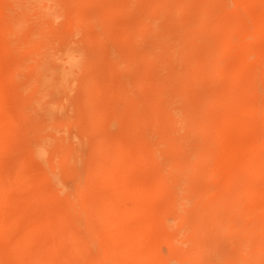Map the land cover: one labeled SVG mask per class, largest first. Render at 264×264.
<instances>
[{"label": "rangeland", "instance_id": "1", "mask_svg": "<svg viewBox=\"0 0 264 264\" xmlns=\"http://www.w3.org/2000/svg\"><path fill=\"white\" fill-rule=\"evenodd\" d=\"M53 1L57 2V0H53ZM82 1H78L75 4L76 9H74L75 11H77V8H78L79 11L81 10L82 12H84V16L81 19L80 18L76 19L73 16V14H71L69 12V11H72V9H70V7H68L67 4H64V5H62V4L56 5L55 4L57 7V8H55V10L58 11V10L62 9L61 10L62 14L61 15L57 14V16H56L57 18H55V15H54L55 13L52 15V16H54L52 18V20L55 18L53 20V23H52V30H54V33L56 35H58L60 37H65L67 39V41L69 40L70 43L73 42L72 43L73 45L78 44V47H80L82 49H84V47L86 48V46L88 44H91V45L94 44V46L97 45L96 47H99V46L101 48L103 47V49H101V51L99 52L100 56L98 54L99 60L95 59V57L93 60L92 59L93 57L89 56V58L92 59L91 63H93V65L88 63L89 66L87 65V67L85 68L86 70L85 71L83 70V72L81 73V76L83 78L82 80L84 81V83L81 86H79L80 85L79 84L78 89L76 91V94L80 93V91H81L80 89H82V87H83V93H84L83 94V104H86V103L89 105L92 104V108H90L91 110L90 109L87 110V117H86L87 118L86 119V126H87L86 130L87 131H86L85 135H87L86 137L88 140V144H89V138L91 137L90 140H92V138L95 137V138H93L94 140H92V142H90V144L92 143L91 144L92 148H91V145H89V148H91V149L88 148L89 151L87 152V155H91L92 158L90 156L86 157V165H88V166L90 165L87 168L88 170L86 169V172H88V174H89L88 175L86 173V175H85L87 177V179L85 178L87 182L84 181L85 180L84 179V180H82V182H80V184H79L80 187L77 186V188H75L76 191L82 197V199L78 200L77 198L75 199V197H73V195L70 196L71 199L72 198L75 199L74 202H75L76 210L78 212L84 213L83 210L81 211V209H83L82 207H84V203H85V205H89V206H92V204L93 205L97 204L99 202V200L101 199V197L100 198L98 197V195L100 196L101 192H99V190H97V189L103 188L102 191L105 190L107 192L111 190V187H110L111 185H109L108 181H111V183H113V181L111 179H114V176H117V173L116 174L114 173L113 177L110 176L112 178H109L108 177L109 175L106 176L107 178L103 177L101 175H99L97 177L94 175L97 174V172H96L97 166L103 165L102 164L103 163L102 161L104 160L103 156L105 155L104 153H106V151H104L106 149L102 150V148H104L103 144L107 141L105 143L106 144L105 148H106L108 143H111L114 141L113 139H116L114 137V134H115V136H117V139H119V138H121L120 136H122L123 135L122 133H124V132H123V129H121L122 124L120 125L117 122L120 125L119 126L116 122L113 123L112 120H109L110 117H108V115H107L108 113H104L106 111L105 110L106 106H104L105 104H104V101H102V100H104V98H105V99H107V101H110L111 97H113V98H111L113 101L114 100L117 101V99H118L117 107L122 111L123 110L122 108H124V105H125V102L123 105V101H125L126 97L128 98L131 96V92H132L131 89L133 88L132 85L130 83L129 84L126 83L124 81V79L130 73H131V75L132 74L136 75L138 72L131 65H129V64L127 65V62L124 58H120V57H118V61L116 63V68L114 69V71L116 70L115 71L116 73L112 70V72L114 73L113 74L109 69H107V68L105 69V67H107L108 63L110 62L109 60H111V54L109 55L108 50H111L113 52H116L117 50L118 51L121 50L120 54L121 55L125 54L124 56H127L130 49L133 48L132 46H130V49H129V45H134V47H142L144 44L146 46L147 42H149V41L152 42V44H153V42L157 41L158 47H156V48L158 49L160 47L159 49L162 50L161 48H163L162 45L164 44V42H162L163 41L162 38L164 36H166L167 34H170V33L173 34L174 31H175L174 34L173 35L170 34V37H169L170 40H172V41H170V40L169 41L170 42L175 41L174 43H180V45L185 48L184 55L183 56L181 55L180 57L173 59V61H171V62H170V60L169 61L165 60L164 61L165 63H160V66L158 68V70H160V71H158L157 73L163 72L162 75H164L165 77L167 76L169 81L175 85V84H178V82L180 81V79L182 77L181 69L183 67H185V65H186L185 61L187 59H191L192 57L193 58L196 57V59H197L198 57H200L197 60L198 61L201 60L203 62L205 61V63L209 67L208 69H210V70H206L203 74L201 71L202 69H200V77L197 74L198 82H196L195 86L194 85L193 86L191 85L190 87L187 86V88L185 89L186 90L185 96L184 95H182V96L180 95L178 97L173 96L169 99H166V98L162 99V97L160 96L156 99V101L157 100L158 101L157 102L155 101L157 103L155 105H159V106L161 105L160 107H161L162 111H164V112L162 113L163 114L162 116H159L161 120L160 119H154L153 120L154 128L156 129L158 127V125L161 126V121L164 117L170 119V121L172 120L171 122L169 121L168 124H170V123L173 124V125L170 124L172 130H174L173 136L174 137L176 136L175 138H173V141L175 143H177L178 145L180 144L178 148H180V146L182 148L178 149L177 152L173 154L177 157L172 155V160L174 159L173 162H171V163L166 162L165 163V161L162 162V161H158V159H153L151 164H153L155 167L157 166V167H161L162 169L164 168L163 169L164 172L163 171L162 172L165 175L164 181L167 184L170 182V179L174 178L173 175L177 176L175 178H177V180L180 179V182L178 183L179 185H177L176 187H177V189L181 188L182 191H181V189H180V191L182 193L179 190H177L176 188L171 190L174 192V194H176V198L174 199V201L176 203L174 202L172 204L173 208H171L172 205L169 206L170 207L169 209H170V211H172L173 215L171 212L168 211L169 213L166 212L167 213V216H166L165 215L166 208H163V205H162V202L164 203V198L166 197L165 194L162 193L161 190H158L157 192H152V189L149 186H143L142 187V191L140 192V196L138 197L137 201L140 203V208H141L142 212L148 213L150 216L152 215V217L154 216L155 219L152 221L153 224L151 223V226H148V225L142 226V232L140 233V237H138L140 239L137 238V240H138L137 244H136V239L132 237L131 231H132V229L138 227V225H141L139 218L137 219L135 214H134V216L130 217V219L128 220L129 222L127 223V228H128V230H127V229L121 228L125 217L120 216V215H115V216H112L111 218H106L104 220L105 224L107 226V229L112 234V237H113L112 240H114L113 244H112V242L109 241V238L107 239L108 241H105L104 238H101V239L99 238L100 242L95 241L93 243H89V244L87 243V245L85 244L86 246H84V247L83 246L81 247V245H78L77 248L79 249L80 252L72 249L71 251L73 254L70 257L63 256V253H61V255L59 254L62 251V249L68 248L70 244H71V248H72V244H73L72 242H70L69 239H68V242H66L67 238H66V240H65V238L63 240V238L58 236V232L62 228L61 225H59V224L64 223L65 224V225L63 224L64 226H67L68 224H69L68 226H71V224H72V221H71L72 215L64 213L63 212L64 209L61 210L62 208L65 207V204H63V203H65L66 198H68L69 196L67 194L66 195L63 194L61 192L62 190L60 189V187L58 185L55 186L54 182H52V184H51L52 180L50 179L49 176H47V172L45 169L46 164H44V166H41V164H39L35 158L33 159L32 157L29 156L30 153L27 154L28 151H27V153H25L27 150L26 149L27 143L32 139L33 136L35 137V135H34L35 133L38 135L39 132L41 131V130L33 131V129H32L33 127L31 128V126L33 124H34L33 126H35V123L37 122V120L41 121L42 119H44V118H42V115H41L42 113H39V108L36 106V104L27 107L26 108L27 111H26V109L23 110L24 114L21 112L20 107H19V105H20L19 97L22 98V96L24 94L25 95H31V93L34 91V88H33L34 85L31 87V90H30L29 86H26V84H24L23 82L27 79L26 77L28 76V73L29 72L31 73V71H30L31 67H29V65L31 63H34L33 60L35 61L36 58L32 54H27V53H22V52L16 51V47L18 48V46L20 45L22 40H21V38H17V37L9 35L10 34L9 33L10 26L12 23V21H10L11 20V16H10L11 10L16 12L17 14H19V13L21 14V12H25V10L29 11L31 8H33L34 4H29V3L26 4L25 1H22V3L24 5L22 8H20L18 0H7V1L6 0H0V264H39L41 261V258H42V261H45L44 262L45 264L46 263L51 264L52 262H54L55 264H76L77 262H81L82 260H85L84 258L86 256V254H88L91 258H102L103 260L108 261V262L114 261V260L116 261L120 256L123 260V264H161L160 261H162V258H164V255L167 253V249L171 245V243L168 242L170 237L172 239V237L175 236L177 232L183 233L188 229L189 226H188V224H186V223H188V221L185 222L186 221L185 219L188 216L193 215V214H191V213H193V212H191V210H192L191 208H193V205L194 204L204 205L209 199H211L215 195V193H217V192H215L216 190H219V191L221 189L224 190V188H223L224 185H222V183H224L223 182L224 177L228 176V173L230 172V170L232 168L234 170H236V173L238 172L237 174L239 176L238 178L234 179L233 186H239V187L245 188L246 185L243 183V181H244V179L248 180L250 182L251 186L252 187L254 186V188H251L252 191L250 190L251 196L248 197V195L247 196L246 195H240V196H242V199L240 198V196L238 198V202H239L238 204L240 205L239 206L240 208L237 207L234 210L235 212L233 211V214H229L227 212L229 210H228V207H226V206H223V208L222 207H220V208L216 207L218 209H216L214 207H212V208H214V210H216L215 212H217L218 214L223 215V212H225V214L231 215L232 220L235 222V228H234L235 230H231L230 232H228L229 230H227V229L223 230L220 234L221 239L218 237L220 239V241L223 240L222 241L223 247L221 246V248H220L221 252L218 254H221V253L232 254V252H233V254H236L237 245H239V243L241 242V239L246 234V232L244 233L245 229L243 231L241 230L242 231L241 232V231H238L237 228H239V226L243 225V223H245V222H251L252 221L250 224L253 225L256 222V220L264 221V209H262V206L264 207V205L262 204V203H264V199L261 196L255 195V193H254V190L258 191L257 190L258 185L260 187L262 185V183L264 184V174H263L264 172H260L258 169L259 166L263 163L262 161H264V158H263L264 157V115H263L264 114V14H263L264 13V0H244V1L241 0V2H240V0H199V1L196 0L194 3L198 2V4H197L198 7H196L197 6L196 4H193V5L190 4V7L191 8L193 7V9H195L196 11H197V9H199V6L206 7V8H212V9L214 8L216 11V13L213 12L212 17H204V19L200 17V21L198 23H199V25H202V27H201V29H198V30H200V37H201V39L203 38V41L199 45H197L198 46L197 48L195 46H193L191 41H190V39H191L190 36H192V31L195 29L193 27V23H191V22H193V17H191L192 21L190 22L191 14H189V13H191L192 10H190L191 8L190 9L188 8L187 11H184V9H187V8H183V7H185V4L183 2H181L180 0H172V1L170 0L171 3L168 4L167 6H165V7H167V8H164L165 10L162 7V5H163L162 0H135L136 3L134 0H127V2H125L126 0H119V1L114 0L113 2L116 1V3H118V4L121 1L120 6L122 4V7H124V6H127V7H124L123 10L122 9L120 10V6L118 8L115 7L113 9V14L115 13L114 15H112L111 12H108V11L104 12L105 15H104V13H102V15H100L102 18H105L104 16H107V18H105L106 20L107 19L109 20V18H110L111 21H113V22H111L113 25L111 24L108 27L109 29L108 28L107 29H108L109 33L113 32L116 34H114L115 37L112 38L113 40L112 39L110 40L108 38L107 41L103 37L105 34L103 35L101 33L102 30L100 28H98L97 26H93L91 23V20L97 15L96 14L97 13L96 8H98L99 5H102L103 3L107 2L108 0H93L94 3H91L93 1L90 2L89 0H87L88 3L85 0H82ZM128 2H129V4H128ZM200 2L202 4H205V2H206V4H205L206 6L202 5ZM16 3H18V4H16ZM240 3H241V5H240ZM155 4H156V7L158 8V9L156 8L157 10H155L156 13L154 14V16L156 15L155 21L156 22L159 21L158 24H161L163 26V30L165 32L163 31L162 32L163 34L161 33L160 36L158 35L159 37L156 34L153 35L152 33H149V32L146 33V31H150V30L141 31L140 33L131 32L132 26L130 25V22L133 19L132 17H135L136 15H139V14H143L146 11V9H148L147 7L155 8ZM132 5H134L135 9L132 8ZM160 6H161V8H160ZM171 6H173V7L171 8ZM130 7H131V9H130ZM201 7H200V9H201ZM71 8H74V7L71 6ZM220 8H221V10H220ZM116 9H117V12H116ZM128 9H130V10H128ZM216 9L219 10V13H217L218 10H216ZM124 10H126V11H124ZM158 12H160V13H158ZM110 14H111V16H110ZM188 14H189V16H188ZM90 17H93V18L90 19ZM216 17H219V18L222 17L223 18V19H221L222 24L219 23L216 26H214ZM243 17H244L245 21L242 20ZM206 18H208V20H205ZM219 18H216V19H219ZM201 19H203V20H201ZM176 21H177V23H176ZM201 23L209 24V25H203ZM230 23H232V24L230 25ZM175 24L176 25L178 24V26L180 28L178 26H176ZM190 25H192L193 28L190 27ZM227 25L228 26L230 25L229 26L230 27L229 32L230 33L234 32L232 35L231 34H223L222 35L221 32L224 33V29L226 27H228ZM243 25H245L246 27ZM1 26H3V27H1ZM231 26H232V28H231ZM234 26H236V27L234 28ZM211 27H213V28H211ZM256 27L258 29L260 27L259 33H258V35H260V36H258V35H257L258 37L256 36L258 39L253 37L254 35L251 36L252 34L255 33L256 30H254V29H256ZM88 28L90 30L92 28V31L88 30ZM205 28H207V29H205ZM246 28L249 31V34H245V33H247L245 31ZM179 29L180 30L182 29V30L179 31ZM230 29H232V30L230 31ZM86 30H87V32L88 31L89 32L87 33ZM188 30H190L191 32L190 31L188 32ZM119 31H120V33H119ZM243 31H245V33ZM84 33H85V36L83 35ZM86 33H87L88 37L86 36ZM189 33H191V34H189ZM97 34H99V35H97ZM234 34H235V36H234ZM126 35L127 36L129 35V39H128V37H126ZM202 35H203V37H202ZM242 35H246V36H242ZM89 36H91V37H89ZM11 38H13V39H11ZM225 38H226V41H225ZM244 38H248V39H244ZM117 39H120L119 42H117ZM217 39H219V40L223 39V44L225 43V45H224L222 50H226V51H222V50L219 51L218 50V49H220L219 45H216V47H213L212 48L213 50L210 49V50L206 51L207 48L206 49L204 48L205 47L204 43L208 44L210 42L216 41ZM228 39L230 41L229 44H227ZM239 39H241V40H239ZM17 40H19L18 43H17ZM86 41H88V43ZM101 41H103V43ZM85 43H87V45ZM130 43H132V44H130ZM104 44H106V45L108 44L107 45L108 48L106 46H104ZM121 44H123V45H121ZM185 44H187V45L184 46ZM226 44H227V47H225ZM109 45H111L113 47H111ZM201 45H202V47H201ZM236 45L238 47H236ZM13 47H15V49H13V50H15V52L11 51ZM117 47H118V49H117ZM234 47H236V48H234ZM244 47H248L249 49L244 48ZM243 48H244V51L246 49H248V50L243 52L242 51ZM159 49H158V51H160ZM104 51H105V53H104ZM215 51L218 53L213 54V52H215ZM247 51H248V53H247ZM16 52H17V54H15ZM210 52H212V53H210ZM219 52H220V54H219ZM221 52H223V53H221ZM239 52H241L243 55L240 54ZM103 53L106 54L107 58L108 57L109 58L107 59L106 56L103 55ZM222 54H223V56H225L224 57V64H223L224 66H221L223 63V61H222L223 59H221V57H223ZM27 55H29V57ZM16 58L19 59V61L21 62V65H22L21 66V72H18L19 74L14 72V70H12V69H14L13 66H15V64H16V62H15V61H17ZM105 59H107V60H105ZM13 60H14V62H13ZM219 60H221L220 61L221 67L219 66L221 69L215 70V71H217V73H216L215 71H213V67L217 66ZM226 60H227V64H225ZM233 61L235 63H231ZM24 62H26V64ZM105 63H107V64H105ZM102 64L104 65V67ZM123 65H125V66H123ZM225 65L228 67L230 66V67L228 68ZM128 66L130 68H128ZM168 66H169V68H168ZM88 67H90V68H88ZM164 67H165V69H164ZM186 67H188V69H187L188 71H190L192 68V66H190V65H188V66L186 65ZM234 68H237V69L234 70ZM229 69H232V70H229ZM220 70L222 72H220ZM108 71L111 73H109ZM105 72H107V74ZM225 72H226V74H225ZM227 72L228 73L230 72L231 74L228 75ZM14 73H16V74H14ZM115 74L117 76H119L120 78L122 77L121 78L122 81H120V86L119 85L118 86L122 89L125 88V91L123 93H126V94H124V96H122V98L118 97L116 99L112 94L115 91V88L118 89L117 85L115 83H113L115 77H117V76H114ZM166 74H168V75H166ZM91 75H92V77H90ZM111 75H112V77H111ZM106 77H108V78H106ZM93 78H95L94 82L92 81ZM235 79H236V81H235ZM85 80L86 81L88 80V82H93V84L90 83L89 85L85 86V83H86ZM219 80H221V81H219ZM247 80H249V82H251L252 85H254L252 87L253 90L252 89L246 90V87H244L245 83L248 82ZM122 84H123V86H122ZM111 86H113V87L111 88ZM126 87H128V88H126ZM139 87L140 88L143 87V88H141V91L143 89L146 90V91L144 90V93L150 92L149 89L152 88V86L147 82L141 83ZM27 88H29V91H27L28 90ZM111 89L113 90V92ZM24 90L27 92H25ZM212 92L215 94H217L216 92H220L218 95L219 102L216 104V106H218V107H216L215 105H214V108L212 106L209 107V103H211V102H209L208 99L205 98L206 94L212 95ZM239 92L242 95L238 94ZM18 93L20 94V96ZM35 93L36 92L34 91L33 94H35ZM256 94H257L258 98L255 97ZM253 95H254V97H252ZM230 97H231V100H230ZM93 98L95 99V101ZM246 99L249 100V101H247L248 104L245 103ZM253 99L256 100V103H249L250 101L251 102L254 101ZM205 100L207 102H204ZM107 101H106V103H107ZM232 101H234V103ZM235 101L238 103H236ZM196 104H198V105L200 104V107H201V105H202V107H204L203 108L204 111L202 113L203 116L201 113H200V115L203 117V120H205V121L208 120L207 122L210 123L209 128L201 127V126H198L199 128H197V127L195 128L194 127V126H196L195 124L193 126L191 125V123L193 122V121H191L193 119L192 117L196 118V116L194 115L196 113L195 109L198 107ZM205 104H206L207 108L205 107ZM249 104L250 105L252 104L251 107L249 106ZM62 105H63V107L66 105L65 101L63 102ZM174 105H176L179 108L178 109L177 107H175L174 108L175 112L172 108H170L172 106L174 107ZM119 106H121V107H119ZM164 107H165V109H164ZM228 107H231V108H228ZM180 109H181V111H180ZM101 111H103V112H101ZM95 113H97V114H95ZM102 113H104V114L102 115ZM177 113H179V114H177ZM237 113H238V115H237ZM176 114L180 115V116L182 114V116L180 117V116H177ZM187 114H188L189 118L187 116H184ZM24 115L26 117H24ZM37 115H38V117H37ZM205 116H207V117H205ZM98 117H100V118H98ZM185 117H187V118H185ZM179 118H181V119H179ZM46 120H47V122L50 121L49 119H46ZM181 120H183V121L185 120V122H183ZM197 120L199 121L198 118H197ZM73 121H74L73 123L69 121L68 122L69 124L64 123V124H61L60 127H57V129L59 130L58 132H60V133H58L56 130V126H59L60 123L59 124H57L56 122L53 123V120H52V122H49V123L54 124L55 126H53L51 124L50 125L47 124V125L53 126L55 128V130L52 129L53 127L45 126V128H44L45 130L43 129L42 132H44L43 134L46 135L47 138L54 139L55 144H57L59 139H61V140L65 139L64 137L68 133H71L74 135L75 133L80 131L81 125L79 126L77 120H73ZM91 121L92 122L95 121L93 123L94 125L91 123ZM174 121H175V123H172ZM178 121L181 123H178ZM44 122L46 123V121H44ZM70 123H72V124H70ZM74 123L76 124V126ZM186 123H188V124H186ZM89 125H90V127H88ZM199 125H200V123H199ZM62 126L63 127L65 126V127L63 128ZM253 126H254V128H253ZM91 127H93V128L91 129ZM94 128H95V130H93ZM158 128H161L159 130H160V132L163 133L162 127H158ZM158 128H157V130H158ZM193 128L196 129L195 132H193L194 131V130H192ZM88 130H89V132H88ZM73 131H75V133H73ZM102 131H105L104 134ZM119 131H120V134H119ZM33 132H34V134H33ZM117 132H118V134H117ZM99 133H101V134H99ZM107 134H109L110 137ZM98 135H99V137H97ZM127 135L128 134H126V136H125L126 139H129L132 141L134 140V138L136 136L135 134H129L128 135L129 138H127L128 137ZM181 136L182 137L184 136V138H182ZM106 137L109 138V140ZM98 138H100V139H98ZM103 138H105V140L106 139L107 140L105 141ZM101 140H103V141H101ZM99 141H100V143H99ZM204 141H206V142H204ZM23 143H26V144H23ZM101 146H102V148H99ZM24 148L26 149L25 151H24ZM195 148H197L198 150L200 149V152L195 153V152H197L195 150ZM182 149H184V151ZM91 150H92L93 154H91V152H90ZM101 151H103V152H101ZM182 153H184V155L185 156L187 155V156L186 157L183 156ZM200 154H201V156H200ZM196 155H197V158H196ZM223 155H226V160L228 161V163L226 164L227 166L225 164H223V165L218 164V158L220 156H223ZM94 156H97V157H94ZM206 156H207V158H206ZM96 158L97 159L100 158L101 164H99L100 162L97 161ZM93 159L95 161H97L98 164H96L97 162L95 163ZM216 160H217V162H216ZM259 160H262V161H259ZM131 161L134 165H132V166L130 165V167L133 170H131L129 168V165H128V169L131 170L130 173H129V170L127 171L128 181L136 182V184H138V185H140V183L142 184V182L144 183L145 180H146L145 182H147L148 177L150 179V176H151L150 175L151 174V171H150L151 168L149 166V163H147V161L139 159L138 157H135V158L133 157L130 160L129 164H132ZM249 161H250V163H249ZM92 162H93V164H91ZM161 163L162 164L164 163L165 167H163L164 165H162ZM173 163L176 164L174 166V169L179 168L181 166H183V167L185 166V170L182 169L183 167L181 168L182 169L181 172H180V169H178L179 171L178 170L174 171L173 167H172L173 171L169 170V169H171L169 164L174 165ZM252 163H254V164L252 165ZM18 167H19V178H18L19 180L18 179H12L13 181L12 180L11 181L13 183L11 181H7V180H10V177L12 175L11 173H14L16 170H18ZM90 168L93 171L91 170V172H90V170H89ZM229 168H230V170H229ZM94 170H96V171H94ZM170 171H172L171 174H170ZM258 171L260 172V174H258L259 173ZM90 174H92V177L90 176ZM222 175H223V177H222ZM100 177H101V179H100ZM185 177H187V179ZM240 177H242L241 183L239 180ZM143 178H145V179H143ZM220 178H221V180L222 179L223 180L221 181ZM95 179H96V181H95ZM181 179L182 180L184 179V182H181ZM88 180H89V182H88ZM83 181H84V183H83ZM186 181L189 184H187ZM251 182H254V183H251ZM43 183H45V184H43ZM96 183H98V184H96ZM38 184L40 185V187ZM106 184H108L109 187ZM212 185H213V187H212ZM95 186H97V187L95 188ZM188 186H189V189H191L192 192L194 191L195 193L193 192V194H190L191 195L190 199L192 201L188 198L189 200L185 199L188 203H183V201L186 202L182 198L184 197V195L187 194L186 191H188L187 190ZM37 188H39V190ZM184 189H186V190H184ZM97 191H98V194H96ZM178 191L180 193H178ZM196 191H197V193H196ZM212 193L214 194L213 196H212ZM181 194L183 195V197L180 198V196H182ZM210 196H212V197H210ZM178 197H179V199H181L180 202H178V200H179ZM245 197H246V199L244 200ZM122 199H124V200H122V202L118 203L119 209H121L122 206H126V207H122L123 208L122 211L123 210L124 211L129 210L130 208H127V207L128 206L131 207V205H132L131 200L128 197H126V198L124 197ZM128 199H129V201H127ZM162 199H163V201H162ZM83 201H85V202H83ZM256 204H257V206H256ZM62 205L64 207H62ZM185 205H187V207ZM158 206L163 208L162 210H164V212H162V213L164 214L166 219L164 217H162L163 214H161V212L158 213L159 212L157 210ZM250 207H253V208H250ZM204 209H205V207H204ZM18 210H20L21 212ZM60 210L64 213V215L62 214V212H60ZM65 210H66V207H65ZM160 210H161V208H160ZM219 210H220V212H218ZM238 210H240V211H238ZM189 212H191V213H189ZM206 212H207V210H206ZM206 212H205L206 219H204L205 217H203L204 214L200 213V218L202 220V223L203 224H206L208 222L211 224L214 223V219L212 220L210 217H207L208 215ZM157 215L158 216L160 215V216L157 217ZM170 215L172 217H169ZM22 216H23V218H22ZM63 217H65V218H63ZM69 217H71V218H69ZM160 217L162 218V221H161ZM184 217H186V218H184ZM233 217L237 220V222ZM19 218H20V220H19ZM29 218L31 219V221H28V220H30ZM167 218L169 221H167ZM176 218H180V219L182 218V220L185 222V224L184 223L182 224V221L179 222V219H176ZM207 218H209V219H207ZM14 219L16 220V222H14L15 221ZM23 220L26 222H24ZM165 220H166V222H164ZM89 221H91L93 223L92 224L93 227L95 226V224H98V221L96 222V220L90 219L86 216L84 218V220L82 221V223H80L81 221L79 222L78 227H80L79 228L80 231H84L85 229L90 227V226H88ZM210 221H212V222H210ZM2 222H4V223H2ZM154 222H156V223H154ZM57 224L59 226H55ZM166 224H168V225H166ZM203 224H201V225H203ZM56 227H57V230H56ZM236 229H237V232H236ZM55 231H56V233H55ZM232 231H233V233H232ZM238 232H239V234H238ZM260 232H261V235H263V237H264V230L261 229ZM256 233H258V232L256 231ZM209 234H210V232L208 230H207V232L206 231L201 232L199 238L201 237L202 239L200 238V241L206 242L207 240H209V238L211 239L212 236H209ZM56 236H58V237H56ZM161 236H163V239L164 238L167 239L166 237L169 236L168 237L169 239H167V242L169 244L165 241V239L164 240L161 239V241L163 243H166V245H162L161 247L157 248L156 247L157 240H158V238L159 239L162 238ZM239 236H241V237H239ZM54 238H56L58 242ZM23 239H25L24 240L25 242L22 243L21 241H23ZM204 240H206V241H204ZM18 242H19V245H18ZM104 242L107 245V247H106V245H102V244H104ZM108 242H110V245H108ZM99 243H100V245H98ZM173 244H174V242H173ZM173 244H172V246H173ZM11 245H14V246H11ZM67 245H68V247H66ZM226 246H227V249H226ZM60 247H61V250L59 249ZM98 247H100V249ZM180 247L181 246H178L179 249H180ZM14 248H16V249H14ZM56 248H58V249L56 250ZM103 248H108V250L110 248L111 250L105 252V249H103ZM123 248L126 249L127 253L124 252ZM180 250H182V248ZM19 251L21 253H19ZM38 251H39V253H38ZM113 251H115V252H113ZM33 252L37 253V255L38 254L39 255L36 256V254H35V256H34ZM260 252L261 253H259V254L261 256L258 255V258H259L258 264H264V249H262ZM50 253L52 254V256ZM215 253L216 252H214V251L205 252V254L203 255L204 259H211L213 257L212 255H215ZM47 255H50V257ZM158 255H160L161 257H158ZM43 256H44V258H43ZM38 257L40 258V261L38 260ZM47 258H49V260H47ZM46 260L48 262H46ZM42 261H41V264L43 263ZM233 261L234 260H232L230 264H244L243 262L239 263L238 261H236L234 263ZM54 263H52V264H54ZM111 263L112 262H110V264Z\"/></svg>", "mask_w": 264, "mask_h": 264}, {"label": "bare ground", "instance_id": "2", "mask_svg": "<svg viewBox=\"0 0 264 264\" xmlns=\"http://www.w3.org/2000/svg\"><path fill=\"white\" fill-rule=\"evenodd\" d=\"M7 1V0H6ZM22 1H25L26 4L29 3V4H34L33 5V8H31L29 11L28 10H25V12H21V14H17L16 12L12 11L10 12V16H11V20L12 23H11V26H10V31H9V35L10 36H14V37H17V38H21V43L20 45L18 46V48L16 47V51H19V52H22V53H27V54H32L33 56H35L36 60L33 62L34 63H31L29 65V67H31L30 71L31 73L29 72L28 73V76L26 77L27 79L23 82L24 84H26V86H29L30 90H31V87L34 85V91L36 92L35 94L34 91L31 93V95H23L22 98L19 97L20 99V110L21 112L23 113L27 107L29 106H32L34 104H36V106L39 108V113H42V119L41 121H38L35 123V126H31V128L33 129V131H36V130H41L39 132V134L37 135L36 133L33 134L35 135V137L31 136L32 139L27 143V146H26V149L24 148V151L26 150L25 153H30V157H32L33 159L35 158L36 161L41 164V166H44L45 165V169H46V172H47V176L50 177V179L52 180L51 181V184L52 182H54V185L55 186H59L60 189L62 190L61 192L63 194H67L68 198H66L65 200V207H66V210H65V207L62 205V208L61 206V210L64 209V213H67V214H71L72 216V224L71 226H64L65 224L62 223V224H59L61 225V230L58 232V236L63 238H67V241L68 242V239L70 240V242H72V248H71V244L66 246L68 248H65V249H62V251L59 253L61 255V253H63V256H67V257H70L73 253H72V249L75 250V251H79V249L77 248L78 245H81V247L83 246H86L87 243H93L95 241H99V238H104L105 241H108L107 239L109 238V241L114 242L113 237H112V234L109 232V230L107 229V226L105 224V219L106 218H111L112 216H115V215H120V216H123L125 217L124 218V221L122 223V226L121 228L123 229H127V223L129 222L128 220L130 219V217L135 216L137 217V219L139 218L140 220V223L141 225H138V227L132 229L131 231V234H132V237L136 239V244L138 243V240L137 238L140 237V233L142 232V226H145V225H148V226H151V223L152 221L155 219V217L152 215L150 216L148 213H144L142 212L141 208H140V203L137 201L138 197L140 196V192L142 191V187L143 186H149L151 189H152V192H157L158 190H161L162 193L165 194V198H164V203L162 202V205H163V208H166L165 210V215L167 216V213L166 212H171L170 211V207L175 201L174 199L176 198V194H174L173 189H177V185H179L178 183L180 182V179L177 180V176L173 175V179H170V182L167 184L165 181H164V178H165V175L163 174V169L161 167H155L152 163V160L153 159H158V161H165L168 162V163H171L173 162L172 160V155L174 153L177 152L178 149H181L182 147L175 143L173 141V138H175L173 136V133H174V130H172L171 128V125L173 124H168L170 119L166 118V117H162V121H161V126L158 125V127H162V130H163V133L160 132L159 129L161 128H157L155 129L154 126H153V120L154 119H160L159 116H162L163 112L162 109H161V105H155L157 104L156 102V99L158 97H162V99L166 98V99H169L171 97H175V96H182V95H186V88L187 86H195L196 82H198V78H197V74L199 75L200 77V69H202V74L206 71V70H210L208 69L209 67L207 66V64L205 63V61H198L197 59L200 58L198 57L196 59V57H192L191 59H187L185 61L186 65H190L192 66L191 70L188 71V67H183L181 69V73H182V77L180 79V81L178 82V84H172L169 79L167 78V76L165 77L162 73H157L158 71V68L160 66V63H165L164 61H173V59L177 58V57H180L181 55L183 56L184 55V50L185 48L182 47L180 45V43H174V42H170L172 40H170V34H167L166 36H164L162 39L164 42V44L162 45L163 48H161L162 50H159L156 48L158 47L157 45V41L156 42H147V45L145 46V44L142 46V47H134V45H129V49H130V46H132L133 48L130 49V51L128 52V55L127 56H124L125 54L121 55L120 51H116V52H113L111 50H108L109 51V55L111 54V60H109L110 62L108 63V66L105 67V69H109L111 72L112 70L114 71V69L116 68V63L118 61V57L120 58H124L127 62V65H131L133 68L136 69L137 74L136 75H131V73L129 75H127L124 79V81L126 83H130L132 85V89H131V96L130 97H126L125 98V101H123V105H124V102H125V105H124V108H122L123 110L121 111L118 107H117V101L116 100H112L111 97L110 98V101H107V99L104 98V106H106V111L104 113H108V117L109 120H112L113 123L114 122H118L120 125L122 124V127L121 129H123V132L122 133L123 135L120 136L121 138L117 139V136H115L114 134V137L116 139H113L114 141L111 142V143H108L106 148H105V143L107 142L106 140L109 138H107L105 140V138H103L105 141V143L103 144L104 148L99 147V148H102V150L106 151V153H102L103 155V165L101 166H97V174L94 175V176H103V177H106L108 176L109 178H112L114 173L116 174L117 173V176H114V179H111L113 181V183H111V181H108L109 185H111V190L110 191H102L103 188L100 190V189H97L99 190V192H101L100 196L98 195V197L101 199L99 200V202L95 205L92 204V206H89V205H85L84 203V207H82L83 209H81V211L83 210L84 213L82 212H78L76 210V206H75V202L74 200L77 198L78 200L79 199H82V197L80 196V194L76 191L75 188H77V186H79L80 182H82V180H84L85 178L87 179V177L85 176L86 173L88 174V172H86V169L90 166L86 165V157L90 156L91 155H87V152L89 151L88 148H89V145L90 142H92V140H94L93 137L92 140L91 137L89 138V144H88V140H87V135H85L86 133V117H87V110L92 108V104H83V87L82 89H80V93H77L76 94V91L78 89V85L81 86L83 85L84 81L82 80V76H81V73L83 72V70L85 71L88 63H90L91 65H93L92 62V59L94 60V57L95 59H98V57L100 56V51L101 49H103V47L101 48L100 46L99 47H96L91 44H88V41H86L87 43H85L86 45V48L84 47V49L78 47V44L76 45H73L72 43L73 42H69V40L67 41V39L65 37H60L58 35H56L54 33V30H52V23H53V20L55 18H57V14L58 15H61L62 14V9L61 10H55L56 5H64V4H67L68 7H70V9H72V11H69L71 14H73V16L76 18V19H81L83 16H84V12H82L81 10L79 11L78 8H77V11H75L74 9L75 8V4L78 2V1H82V0H57V2H54L53 0H18V3H19V6L20 8L23 7V3ZM87 1V0H85ZM90 2L93 1V0H89ZM114 0H108L107 2L103 3L102 5H99L98 8H96L97 10V15L93 18V17H90L93 18L91 20V23L93 26H97L98 28H100L102 31L101 33L104 35L103 37L105 38V40L107 41V39L109 38L110 40L112 38H114V34L116 33H109L108 31V27L112 24L111 22V19L109 18V20L105 19L107 18V16H104L105 18H102L100 15H102V13H104L105 11H108V12H111L112 15L113 14V9L115 7H119L120 6V3H116L113 2ZM119 1V0H118ZM135 1V0H134ZM133 1V2H134ZM172 1V0H171ZM181 2H183L185 4V7L183 8H187V9H184V11H187L188 8L190 9V4L193 5V4H198L197 3H194L196 0H180ZM199 1V0H198ZM244 1V0H243ZM9 2V1H8ZM83 2V1H82ZM127 2V0L125 1ZM132 2V3H133ZM163 2V9L164 8H167L165 6H167L168 4H170V0H162ZM241 2V0H240ZM247 2V1H246ZM16 3V4H18ZM88 3V1H87ZM86 3V4H87ZM91 3H94L91 2ZM116 3V4H115ZM123 3V2H122ZM136 3V1H135ZM201 3V2H200ZM56 4V5H55ZM90 4V3H89ZM129 4V2H128ZM149 4V3H148ZM151 4V3H150ZM154 4V3H153ZM202 4V3H201ZM206 4V2H205ZM205 4H202V5H205ZM78 5V4H77ZM93 5V4H92ZM126 5V4H125ZM200 5V4H199ZM241 5V3H240ZM17 6V5H16ZM71 6H73L74 8H71ZM83 6V5H82ZM89 6V5H88ZM206 6V5H205ZM220 6V5H219ZM26 7V6H25ZM31 7V6H30ZM80 7V6H79ZM97 7V6H96ZM122 4L120 6V10L124 9V7H127V6H124L122 7ZM173 6H171L172 8ZM198 7V5L196 6ZM199 6V9H197V11L195 9H193V7L190 9L192 10L191 13V16H190V19L191 17H193V22L192 19L190 20L191 23H193V27L195 28L193 31H192V36L190 41L192 43L193 46H195L196 48L198 47L197 45H199L202 41H203V38L201 39L200 37V30L198 29H201L202 25H199V21H200V17L204 19V17H212L213 16V12L216 13L215 9L213 8H206V7H201ZM15 8V7H14ZM63 8V7H62ZM132 8L135 9L134 5H132ZM148 9H146V11L143 13V14H139V15H136L135 17H132L133 19L131 20L130 22V25L132 26L131 28V32H136V33H140L141 31H146V30H150V31H146L149 32V33H152L153 35L156 34L157 36L161 35V33L164 31L163 30V26L161 24H158V22H156L155 20V17L156 15L154 16V14L156 13L155 10H157L158 8L156 7V4H155V8L153 7H147ZM157 8V9H156ZM161 8V6H160ZM84 9V8H83ZM131 9V7H130ZM128 9V10H130ZM133 9V10H134ZM234 9V8H233ZM119 10V9H118ZM165 10V9H164ZM189 10V11H190ZM218 10V9H216ZM221 10V8H220ZM239 10V9H238ZM237 10V11H238ZM88 11V10H87ZM126 11V10H124ZM179 11V10H178ZM101 14H100V13ZM115 12V11H114ZM116 12H117V9H116ZM122 12V11H121ZM223 12V11H222ZM55 13V14H54ZM126 13V12H125ZM129 13V12H128ZM135 13V12H134ZM160 13V12H158ZM186 13V12H185ZM184 13V14H185ZM217 13H219V10L217 11ZM237 13V12H236ZM55 15V18L52 20V18L54 16L52 15ZM109 14V13H108ZM107 14V15H108ZM110 14V16H111ZM164 14V13H163ZM188 14V16H189ZM264 14V13H263ZM99 15V16H98ZM105 15V13H104ZM133 15V14H132ZM158 15V14H157ZM193 15V16H192ZM160 16V15H159ZM164 16V15H163ZM162 16V17H163ZM167 16V15H166ZM187 16V17H188ZM59 17V16H58ZM215 17V16H214ZM128 18V17H127ZM189 18V17H188ZM216 18H219V17H216ZM215 18V23H214V26H216L217 24H222V20L223 19L222 17H220L219 19H216ZM241 18V17H240ZM258 18V17H257ZM201 19V20H203ZM229 19V18H228ZM259 19V18H258ZM261 19V18H260ZM165 20V19H164ZM205 20H208V18H206ZM244 20V17L243 19ZM82 21V20H81ZM86 21V20H85ZM84 21V22H85ZM213 21V20H212ZM224 21V20H223ZM226 21V20H225ZM245 21V20H244ZM257 21V20H256ZM73 22V21H72ZM80 22V21H79ZM87 22V21H86ZM7 23V22H6ZM166 23V22H165ZM172 23V22H171ZM177 23V21H176ZM190 23V24H191ZM198 23V24H197ZM85 24V23H84ZM174 24V23H173ZM203 25H209V24H204V23H201ZM226 24V23H225ZM232 23H230L231 25ZM113 25V24H112ZM176 25V24H175ZM211 25V24H210ZM229 25V26H230ZM255 25V24H254ZM253 25V26H254ZM263 25V24H262ZM5 26V25H4ZM167 26V25H166ZM178 26V24L176 25ZM228 26V25H227ZM226 27L224 29V33L223 34H233L232 32L230 33L229 32V28L230 27ZM245 26V25H243ZM3 27V26H1ZM79 27V26H78ZM179 27V26H178ZM190 27H192V25H190ZM192 27V28H193ZM236 26H234L235 28ZM246 27V26H245ZM244 27V28H245ZM108 28V29H107ZM149 28V29H148ZM166 28V27H165ZM164 28V29H165ZM168 28V27H167ZM180 28V27H179ZM183 28V27H182ZM188 28V27H187ZM213 28V27H211ZM232 28V26H231ZM95 29V28H94ZM173 29V28H172ZM171 29V30H172ZM175 29V28H174ZM207 29V28H205ZM242 29V28H241ZM260 29V27H259ZM259 29L256 27V30L254 34H252L251 36L257 38L258 36V33H259ZM262 29V28H261ZM88 30H90L88 28ZM119 30V29H118ZM126 30V29H125ZM182 30V29H181ZM179 29V31H181ZM185 30V29H184ZM232 29H230L231 31ZM235 30V29H234ZM68 31V30H67ZM84 31V30H83ZM92 31V28L91 30ZM116 31V30H115ZM178 31V30H177ZM178 31V32H179ZM190 30H188L189 32ZM204 31V30H203ZM202 31V32H203ZM223 31V30H222ZM240 31V30H239ZM245 31L247 33H245ZM245 31H243L245 34H249V31L247 30V28L245 29ZM72 32V31H71ZM75 32V31H74ZM85 32V31H84ZM87 32V30H86ZM89 32V31H88ZM87 32V33H88ZM165 32V31H164ZM167 32V31H166ZM175 32V31H174ZM173 32V34H174ZM191 32V31H190ZM201 32V33H202ZM87 33H86V36H87ZM100 33V32H99ZM120 33V31H119ZM160 33V34H159ZM184 33V32H183ZM204 33V32H203ZM211 33V32H210ZM4 34V33H3ZM8 34V33H7ZM91 34V33H90ZM131 34V33H130ZM163 34V33H162ZM172 34V35H173ZM191 34V33H189ZM236 34V33H235ZM234 34V36H235ZM263 34V33H262ZM85 36V33L83 34ZM99 35V34H97ZM258 35V36H257ZM94 36V35H93ZM158 36V37H159ZM188 36V35H187ZM229 36V35H228ZM227 36V37H228ZM242 36H246V35H242ZM257 36V37H256ZM88 37V36H87ZM91 37V36H89ZM119 37V36H118ZM125 37V36H124ZM126 37H128L129 39V35ZM153 37V36H152ZM203 37V35H202ZM237 37V36H236ZM235 37V38H236ZM121 38V37H120ZM205 38V37H204ZM250 38V37H249ZM13 39V38H11ZM70 39V38H69ZM88 39V38H87ZM93 39V38H92ZM97 39V38H96ZM116 39V38H115ZM122 39V38H121ZM133 39V38H132ZM140 39V38H139ZM168 39V40H167ZM244 39H248V38H244ZM252 39V38H251ZM258 39V38H257ZM8 40V39H7ZM10 40V39H9ZM109 40V41H110ZM113 40V39H112ZM120 39H117V42H119ZM170 40V41H169ZM205 40V39H204ZM241 40V39H239ZM19 40H17V43H18ZM108 41V42H109ZM115 41V40H114ZM122 41V40H121ZM127 41V40H126ZM186 41V40H185ZM225 41H226V38H225ZM229 44V39L227 40ZM103 43V41H101ZM113 42V41H112ZM116 42V43H117ZM123 42V41H122ZM189 42V41H188ZM237 42V41H236ZM235 42V43H236ZM6 43V42H5ZM75 43V42H74ZM106 43V42H105ZM219 43V44H218ZM243 43V42H242ZM113 44V43H112ZM111 44V45H112ZM132 44V43H130ZM134 44V43H133ZM227 44L225 47H227ZM239 44V43H238ZM7 45V44H6ZM10 45V44H9ZM15 45V44H14ZM17 45V44H16ZM80 45V44H79ZM108 45V44H107ZM106 44H104V46H106L108 48ZM109 45V46H111ZM115 45V44H114ZM123 45V44H121ZM187 44H185L184 46H186ZM205 49L207 48L206 51L212 49L213 47H216V45H219L220 46V49H218L219 51H221L225 45V43L223 44V39L219 40L217 39L216 41H213V42H210L208 44H205ZM233 45V44H232ZM241 45V44H240ZM117 46V45H116ZM161 46V45H160ZM251 46V45H250ZM15 47L12 48L11 51H14L13 49H15ZM113 47V46H111ZM119 47V46H118ZM117 47V49H118ZM202 47V45H201ZM230 47V46H229ZM236 47H238L236 45ZM234 47V48H236ZM240 47V46H239ZM242 47V46H241ZM105 48V47H104ZM232 48V47H231ZM244 48H248V47H244ZM244 48L242 49L243 52L244 51ZM257 48V47H256ZM6 49V48H5ZM9 49V48H8ZM115 49V48H114ZM113 49V50H114ZM189 49V48H188ZM233 49V48H232ZM231 49V50H232ZM238 49V48H237ZM240 49V48H239ZM187 50V49H186ZM213 50V49H212ZM215 50V49H214ZM234 50V49H233ZM107 51V52H108ZM222 51H226V50H222ZM241 51V50H240ZM258 51V50H257ZM13 52V53H14ZM106 52V53H107ZM125 52V51H124ZM251 52V51H250ZM105 53V51H104ZM104 56H106V54H104ZM187 53V52H186ZM212 53V52H210ZM214 53H218V52H213ZM223 53V52H221ZM240 54H242L241 52H239ZM248 53V51H247ZM255 53V52H254ZM12 54V53H11ZM17 54V52L15 53ZM99 54V56H98ZM108 54V53H107ZM220 54V52H219ZM251 54V53H250ZM253 54V53H252ZM31 55V56H32ZM227 55V54H226ZM236 55V54H235ZM243 55V54H242ZM247 55V54H246ZM29 57V55H27ZM26 56V57H27ZM90 57H93L92 59L89 58ZM103 56V57H104ZM221 56V55H220ZM223 56V54H222ZM27 57V58H28ZM224 57H221V59H223V63L222 65L220 64V61L218 62L217 66L213 67V71L217 70V69H221L220 67L221 66H224ZM242 57V56H241ZM18 58V57H17ZM16 58V59H17ZM107 58V56H106ZM109 58V57H108ZM107 58V59H108ZM208 58V57H207ZM243 58V57H242ZM105 59V60H107ZM181 59V58H180ZM185 59V58H184ZM249 59V58H248ZM260 59V58H259ZM29 60V59H28ZM90 62H89V61ZM99 60V59H98ZM239 60V59H238ZM112 61V62H111ZM237 61V60H236ZM14 62V60H13ZM16 64L15 66H13L14 69V72L18 73V72H21V62L19 61V59H17V61H15ZM26 64V62H24ZM231 63H235L234 61L231 62ZM240 63V62H239ZM107 64V63H105ZM110 64V65H109ZM227 64V60H226V63ZM238 64V63H237ZM13 65V64H12ZM24 65V64H23ZM103 65V64H102ZM221 65V66H220ZM89 66V65H88ZM125 66V65H123ZM220 66V67H219ZM226 66V65H225ZM232 66V65H231ZM238 66V65H237ZM236 66V67H237ZM100 67V66H99ZM104 67V65H103ZM102 67V68H103ZM228 67V66H226ZM230 67V66H229ZM228 67V68H229ZM23 68V67H22ZM90 68V67H88ZM127 68V67H126ZM128 68H130L128 66ZM169 68V66H168ZM232 68V67H231ZM238 68V67H237ZM237 68H234V70H236ZM104 69V70H105ZM165 69V67H164ZM244 69V68H243ZM103 70V69H102ZM223 70V69H222ZM229 70H232V69H229ZM228 70V71H229ZM239 70V69H238ZM116 71V70H115ZM114 71V72H115ZM109 72V71H108ZM109 72V73H111ZM131 72V71H130ZM177 72V71H176ZM217 73V71H215ZM220 72H222L220 70ZM14 73V74H16ZM107 74V72H105ZM108 73V74H109ZM113 73V72H112ZM116 73V72H115ZM228 73V72H227ZM19 74V73H18ZM99 74V73H98ZM114 74V73H113ZM123 74V73H122ZM226 74V72H225ZM231 73L229 72L228 75H230ZM256 74V73H255ZM168 75V74H166ZM114 76H117L116 74ZM205 76V75H204ZM234 76V75H233ZM232 76V77H233ZM92 77V75L90 76ZM112 77V75H111ZM235 77V76H234ZM254 77V76H253ZM19 78V77H18ZM108 78V77H106ZM122 78V77H121ZM121 78L119 76L115 77L114 79V82L116 85H117V88H115V91L113 92L112 90V94L113 96L116 98L120 97L122 98V96H124V94L126 93H123L125 91V88L122 89L120 88V81ZM231 78V77H230ZM113 79V78H112ZM210 79V78H209ZM95 78H93V82H94ZM86 81V80H85ZM91 81V80H90ZM110 81V80H109ZM221 81V80H219ZM236 81V79H235ZM248 82L245 83L244 87H246V90L247 89H252V87L254 85H252L251 82H249V80H247ZM253 81V80H252ZM93 82H88V80L86 81L85 83V86L89 85L90 83L93 84ZM149 83L152 88L149 89L150 92L148 93H144V90L143 89L141 91V88L143 87H139L141 83ZM213 82V81H212ZM110 83V82H109ZM122 83V82H121ZM219 84V83H218ZM232 84V83H231ZM119 85V86H118ZM114 86V85H113ZM111 86V88L113 87ZM123 86V84H122ZM127 86V85H126ZM149 86V85H148ZM197 86V85H196ZM228 86V85H227ZM22 87V86H21ZM108 87V86H107ZM106 87V88H107ZM125 87V86H124ZM29 88H27L29 91ZM128 88V87H126ZM255 88V87H254ZM257 88V87H256ZM114 89V88H113ZM244 89V88H243ZM215 90V89H214ZM223 90V89H222ZM253 90V89H252ZM257 90V89H256ZM16 91V90H15ZM25 91V90H24ZM25 91V92H27ZM146 91V90H145ZM211 91V90H210ZM209 91V92H210ZM224 91V90H223ZM234 91V90H233ZM85 92V91H84ZM191 92V91H190ZM242 92V91H241ZM29 93V94H30ZM217 94L213 93L212 92V95L211 94H206L205 98L208 99L209 102V107L212 106L214 108V105L216 106V104L219 102V93L220 92H216ZM229 93V92H228ZM258 93V92H257ZM19 94V93H18ZM76 94V95H75ZM191 94V93H190ZM199 94V93H198ZM240 94V92L238 93ZM253 94V93H252ZM205 95V94H204ZM242 95V94H240ZM260 95V94H259ZM20 96V94H19ZM98 96V95H97ZM100 96V95H99ZM232 96V95H231ZM236 96V95H235ZM198 97V96H197ZM204 97V96H203ZM202 97V98H203ZM234 97V96H233ZM244 97V96H243ZM254 97V95L252 96ZM257 97V94L256 96ZM91 98V97H90ZM258 98V97H257ZM94 99V98H93ZM178 99V98H177ZM235 99V98H234ZM248 99V98H247ZM246 99V102L249 101ZM230 100H231V97H230ZM254 100V99H253ZM65 101L66 103V107L64 108L63 107V102ZM95 101V99H94ZM107 101V103H106ZM153 101V102H152ZM156 101V102H155ZM122 102V101H121ZM168 102V101H167ZM204 102H207L206 100ZM223 102V101H222ZM234 103V101H232ZM236 102V101H235ZM242 102V101H241ZM166 103V102H165ZM238 103V102H236ZM235 103V104H236ZM249 103H256V100L254 101H250ZM121 104V103H120ZM174 104V103H173ZM172 104V105H173ZM229 104V103H228ZM232 104V103H231ZM248 104V103H247ZM96 105V104H95ZM198 107L195 109V116L196 118L191 117L193 118L191 121H193L191 123V125L193 126L194 124L196 126H194L195 128H199L198 126H201V127H206V128H209L210 127V123L203 120V108L202 105L200 107V104H196ZM252 105V104H251ZM251 105L249 104V106L251 107ZM259 105V104H258ZM235 106V105H234ZM248 106V107H249ZM255 106V105H254ZM260 106V105H259ZM63 107V108H62ZM103 107V106H102ZM121 107V106H119ZM170 107V106H169ZM177 107L176 105H174V107H170L174 110V108ZM180 107V106H179ZM195 107V106H194ZM205 107L207 108L206 104H205ZM218 107V106H216ZM249 107V108H250ZM178 108V107H177ZM228 108H231V107H228ZM242 108V107H241ZM165 109V107H164ZM179 109V108H178ZM177 109V110H178ZM234 109V108H233ZM262 109V108H261ZM91 110V109H90ZM170 110V109H169ZM218 110V109H217ZM258 110V109H257ZM27 111V109H26ZM97 111V110H96ZM104 111V110H103ZM101 111V112H103ZM181 111V109H180ZM175 112V110H174ZM187 112V111H186ZM259 112V111H258ZM98 113V112H97ZM95 113V114H97ZM102 113V115L104 114ZM188 113V112H187ZM200 113L202 114V116L200 115ZM24 114V113H23ZM94 114V115H95ZM173 114V113H172ZM179 114V113H177ZM176 114V115H177ZM189 114V113H188ZM187 115H184V116H187L189 118V116ZM227 114V113H226ZM233 114V113H232ZM167 115V114H166ZM174 115V114H173ZM208 115V114H207ZM228 115V114H227ZM238 115V113H237ZM264 115V114H263ZM100 116V115H99ZM106 116V115H105ZM168 116V115H167ZM177 116H180V115H177ZM182 116V114H181ZM180 116V117H181ZM183 116V117H184ZM231 116V115H230ZM229 116V117H230ZM235 116V115H234ZM24 117H26L24 115ZM38 117V115H37ZM101 117V116H100ZM98 117V118H100ZM175 117V116H174ZM185 117V118H187ZM190 117V118H191ZM207 117V116H205ZM236 117V116H235ZM97 118V119H98ZM177 118V117H176ZM197 118L199 119V121L197 120ZM26 119V118H25ZM46 119H49L50 121L47 122ZM53 120V123L56 122L57 124H59V126H56V130L57 132L59 131L57 129V127H60L61 124H64V123H68L69 121L70 122H74L73 120H77L79 126L81 125V128H80V131L75 133V131H73V133H75L74 135L71 134V133H68L63 139H59V141L57 142V144H55V141L54 139H49L46 137V135H44L42 132V130L45 128V126H48L50 125L51 123L49 122H52ZM181 119V118H179ZM214 119V118H213ZM161 120V119H160ZM190 120V119H189ZM227 120V119H226ZM242 120V119H241ZM46 121V123L44 122ZM157 121V120H156ZM172 121V120H171ZM170 121V122H171ZM183 121V120H181ZM187 121V120H186ZM95 121H91V123L93 124ZM160 122V121H159ZM185 122V120L183 121ZM189 122V121H188ZM55 123V124H56ZM70 123V124H72ZM76 123V122H75ZM74 123V124H75ZM90 123V124H91ZM111 123V122H110ZM117 123V124H118ZM157 123V122H156ZM172 123H175L172 122ZM178 123H181L178 121ZM177 123V124H178ZM189 123V124H190ZM200 123V125H199ZM48 124V125H47ZM69 124V123H68ZM89 124V123H88ZM107 124V123H106ZM118 124V125H119ZM184 124V123H183ZM188 124V123H186ZM263 124V123H262ZM261 124V125H262ZM53 126H55L54 124H51ZM67 125V124H66ZM94 125V124H93ZM119 125V126H120ZM179 125V124H178ZM53 126H48V127H53ZM76 126V124H75ZM256 126V125H255ZM63 127V126H62ZM65 127V126H64ZM63 127V128H64ZM69 127V126H68ZM90 127V125L88 126ZM30 128V129H31ZM62 128V129H63ZM93 127H91L92 129ZM120 128V127H119ZM192 128V127H191ZM254 128V126H253ZM27 129V128H26ZM31 129V130H32ZM53 130H55V128L53 127L52 128ZM89 129V128H88ZM90 129V130H91ZM112 129V128H111ZM45 130V129H44ZM95 130V128L93 129ZM194 130L193 132L196 131V129H192ZM200 130V129H199ZM110 131V130H109ZM198 131V130H197ZM205 131V130H204ZM256 131V130H255ZM254 131V132H255ZM38 132V131H37ZM89 132V130H88ZM91 132V131H90ZM103 134L105 131H102ZM60 133V132H58ZM97 133V132H96ZM112 133V132H111ZM110 133V134H111ZM115 133V132H114ZM181 133V132H180ZM90 134V133H89ZM101 134V133H99ZM118 134V132H117ZM119 134H120V131H119ZM126 134H135V138L134 140H129V139H126ZM195 134V133H194ZM198 134V133H197ZM232 134V133H231ZM28 135V134H27ZM109 135V134H107ZM127 135V136H128ZM183 135V134H182ZM91 136V135H90ZM105 136V135H104ZM186 136V135H185ZM197 136V135H196ZM27 137V136H26ZM99 137V135L97 136ZM110 137V135H109ZM180 137V136H179ZM182 137V136H181ZM129 138V136L127 137ZM184 138V136L182 137ZM181 138V139H182ZM186 138V137H185ZM208 138V137H207ZM261 138V137H260ZM27 139V138H26ZM100 139V138H98ZM132 139V138H131ZM180 139V138H179ZM197 139V138H196ZM205 139V138H204ZM229 139V138H228ZM232 139V138H231ZM230 140V139H229ZM233 140V139H232ZM258 140V139H257ZM26 141V140H25ZM103 141V140H101ZM98 142V141H97ZM187 142V141H186ZM206 142V141H204ZM208 142V141H207ZM211 142V141H210ZM100 143V141H99ZM200 143V142H199ZM23 144H26V143H23ZM97 144V143H96ZM234 144V143H233ZM101 145V144H100ZM182 145V144H181ZM98 146V145H97ZM260 146V145H259ZM23 147V146H22ZM200 147V146H199ZM261 147V146H260ZM91 148H92V145H91ZM89 148V149H91ZM194 149V148H193ZM184 151V149H182ZM195 150L197 152L195 153H198L200 152V149L198 150L197 148H195ZM205 150V149H204ZM261 150V149H260ZM186 151V150H185ZM91 154L92 153V150L90 151ZM103 152V151H101ZM182 152V151H181ZM209 153V152H208ZM90 154V153H89ZM188 154V153H187ZM238 154V153H237ZM180 155V154H179ZM183 156L184 153H182ZM189 155V154H188ZM175 156V155H173ZM187 156V155H186ZM185 156V157H186ZM195 156V155H194ZM201 156V154H200ZM94 157H97V156H94ZM135 158V157H138L139 159H142L144 161H147V163H149V166L151 168V176H150V179L148 177V180L147 182L144 181V183L142 182V184L140 183V185L136 184V182H131V181H128V173L127 171L129 170L128 169V165H129V168L131 170H133L130 165H134L131 161L132 164H129L130 163V160L132 158ZM177 157V156H175ZM174 157V158H175ZM181 157V156H180ZM219 157V156H218ZM92 158V157H91ZM196 158H197V155H196ZM207 158V156H206ZM210 158V157H209ZM264 158V157H263ZM97 159V158H96ZM161 159V160H160ZM194 159V158H193ZM253 159V158H252ZM94 160V159H93ZM97 161L100 162V158L97 159ZM97 161L94 160V162L96 163ZM243 161V160H242ZM252 161V160H251ZM259 161H262V160H259ZM91 162V161H90ZM89 162V163H90ZM141 162V161H140ZM180 162V161H179ZM217 162V160H216ZM254 162V161H253ZM263 163L259 166V171L260 172H264V161H262ZM88 163V164H89ZM175 163V162H174ZM173 163V164H174ZM181 163V162H180ZM186 163V162H185ZM228 161L226 160V155H223V156H220L218 158V164H227ZM250 163V161H249ZM43 164V165H42ZM93 164V162L91 163ZM98 164V162L96 163ZM101 164V162L99 163ZM162 164V163H161ZM194 164V163H193ZM243 164V163H242ZM254 163H252L253 165ZM164 165V163L162 164ZM174 165H170V168L169 170H172V167L174 169ZM178 165V164H177ZM182 165V164H181ZM186 165V164H185ZM199 165V164H198ZM17 166V165H16ZM96 166V165H95ZM227 166V165H226ZM93 167V166H92ZM148 167V166H147ZM165 167V165L163 166ZM177 167V166H176ZM175 167V168H176ZM183 166L179 167V168H176L174 169V171L180 169V172L183 170H185V166L182 168ZM219 167V166H218ZM224 167V166H223ZM242 167V166H241ZM96 168V167H95ZM134 168V167H133ZM182 168V169H181ZM205 168V167H204ZM243 168V167H242ZM255 168V167H254ZM94 169V168H93ZM148 169V168H147ZM162 169V170H161ZM167 169V170H168ZM227 169V168H226ZM88 170V169H87ZM90 172H91V168L89 169ZM129 170V173L130 171ZM141 170V169H140ZM187 170V169H186ZM230 170V168H229ZM249 170V169H248ZM93 171V170H92ZM163 171V172H162ZM173 171V170H172ZM170 171V174L171 172ZM179 171V170H178ZM191 171V170H190ZM258 171V172H259ZM89 172V173H90ZM135 172V171H134ZM260 172L258 174H260ZM169 173V172H168ZM167 173V174H168ZM189 173V172H188ZM222 173V172H221ZM238 173V172H237ZM236 173V170H234L233 168L230 170V172L228 173V176L225 178L224 177V183H222L223 189H221L220 191L219 190H216L215 192V195L212 193V197L211 199H209L204 205H200V204H194L193 205V208H191V214H193L191 217L188 216L185 220V222L188 221V229L183 232V233H176L175 236L170 237V239L168 238L169 236H165L168 240L169 243H171V245L169 246V248L167 249V253L164 255V258H162V261H160L161 264H230L232 260H234L233 262L235 263L236 261H238L239 263L243 262L244 264H258V255L261 256L259 253H261L260 251L262 249H264V237L263 235H261V229L264 230V221H258L256 220V222L252 225L250 224L251 222H245L243 223V225L239 226L238 231H243L244 229V233L246 232V234L243 236V238L241 239V242L239 243V245H237V251H236V254H218L220 253V248L222 246V241H220L221 237H220V234L223 230H229L228 232H230L231 230H235V222L232 220V216L229 215V214H233V211L239 207L240 205L238 204V198L240 195H248L251 196L250 192L252 191L251 188H254V186L252 187L250 182L248 180H245L243 181V183L246 185L245 188H242V187H239V186H233V181L235 178H238V174ZM11 177H10V180H7V181H11L12 179H18L19 178V167H18V170H16L14 173H11ZM264 174V173H263ZM46 175V174H45ZM89 175V174H88ZM136 175V174H135ZM90 176L92 177V174H90ZM112 176V177H110ZM102 177V178H103ZM223 177V175H222ZM247 177V176H246ZM46 178V177H45ZM89 178V177H88ZM95 178V177H94ZM107 178V177H106ZM187 179V177H185ZM255 178V177H254ZM86 179L84 181H86ZM101 179V177H100ZM104 179V178H103ZM145 179V178H143ZM19 180V179H18ZM40 180V179H39ZM109 180V179H108ZM221 180V178H220ZM223 180V179H222ZM221 180V181H222ZM240 180V183L242 182V177L239 178ZM253 180V179H252ZM13 181V180H12ZM11 181V182H12ZM15 181V180H14ZM45 181V180H44ZM83 181V183H84ZM96 181V179H95ZM140 181V180H139ZM43 182V181H42ZM87 182V181H86ZM89 182V180H88ZM92 182V181H91ZM181 182H184V179L182 180L181 179ZM239 182V181H238ZM13 183V182H12ZM82 183V184H83ZM187 183V181H186ZM185 183V184H186ZM239 183V184H240ZM251 183H254V182H251ZM36 184V183H35ZM45 184V183H43ZM89 184V183H88ZM98 184V183H96ZM189 184V183H187ZM186 184V185H187ZM39 185V184H38ZM108 186V184H106ZM235 185V184H234ZM104 186V185H103ZM40 187V185H39ZM80 187V186H79ZM97 186H95L96 188ZM109 187V186H108ZM187 187V186H186ZM213 187V185H212ZM36 189V188H35ZM39 190V188H37ZM42 189V188H41ZM40 189V190H41ZM50 189V188H49ZM181 189V188H180ZM180 189H177L180 191ZM186 190V189H184ZM188 191H186V195H183L180 196L183 197L182 199H190L191 195L190 194H193L192 190L189 189V186H188ZM197 190V189H196ZM251 190V191H250ZM258 191H255L254 190V193L255 195H258V196H261L263 199H264V184L262 183V185L259 187L258 185ZM36 191V190H35ZM34 191V192H35ZM178 193H180L181 191ZM84 192V191H83ZM200 192V191H199ZM36 193V192H35ZM61 193V194H62ZM93 193V192H92ZM182 193V192H181ZM195 193V192H194ZM197 193V191H196ZM204 193V192H203ZM206 193V192H205ZM60 194V195H61ZM90 194V193H89ZM96 194H98V191L96 192ZM71 195H73V197H75V199H71ZM197 195V194H196ZM204 195V194H203ZM39 196V195H38ZM97 197V198H98ZM126 198L128 197L130 200H131V207L128 206L127 208H130L129 210L127 211H122V207H126V206H122L121 209H119V205L118 203L119 202H122V198ZM253 197V196H252ZM256 197V196H255ZM62 198V197H61ZM96 198V199H97ZM240 198L242 199V196H240ZM129 199L127 201H129ZM179 199V197H178ZM188 199V200H189ZM246 199V197L244 198V200ZM251 199V198H250ZM258 199V198H257ZM121 200V201H120ZM177 200V199H176ZM181 199L178 200V202H180ZM191 200V199H190ZM97 201V200H96ZM163 201V199H162ZM186 201V200H185ZM192 201V200H191ZM85 202V201H83ZM82 202V203H83ZM126 203V202H125ZM128 203V202H127ZM158 203V202H157ZM176 203V202H175ZM183 203H188L187 201ZM190 203V202H189ZM243 203V202H242ZM262 203V202H261ZM122 204V203H121ZM120 204V205H121ZM179 204V203H178ZM191 204V203H190ZM264 205V203H262ZM125 205V204H124ZM187 207V205H185ZM223 206H226L228 207V210L227 211L229 214H225V212H223V215L222 214H218L217 212H215L216 210H214V208L216 207H222ZM257 206V204H256ZM205 207V209H204ZM214 207V208H212ZM261 207V206H260ZM126 208V209H127ZM159 208V209H158ZM157 211L158 213L161 212V214H163L162 212H164V210H162L163 208L162 207H159L158 206ZM161 208V210H160ZM171 208H173V205L171 206ZM178 208V207H177ZM181 208V207H180ZM240 208V207H239ZM250 208H253V207H250ZM16 209V208H15ZM168 209V210H167ZM218 209V208H216ZM260 209V208H259ZM262 209H264V207L262 206ZM22 210V209H21ZM60 210V212H62ZM207 210V212H206ZM249 210V209H248ZM20 211V210H18ZM17 211V212H18ZM27 211V210H26ZM30 211V210H29ZM34 211V210H33ZM37 211V210H36ZM240 211V210H238ZM21 212V211H20ZM62 212V214L64 215V213ZM156 212V211H155ZM168 212V213H169ZM179 212V211H178ZM205 212L207 213V217H210L212 220L214 219V223H206V224H203L202 223V220L200 218V213H203L205 217L204 219H206V215H205ZM220 212V210L218 211ZM235 212V211H234ZM262 212V211H261ZM30 213V212H29ZM17 214V213H16ZM34 214V213H33ZM66 214V215H67ZM133 214V215H132ZM137 214V215H136ZM160 214V215H161ZM27 215V214H26ZM29 215V214H28ZM61 215V214H60ZM62 215V216H63ZM159 215V216H160ZM169 215V214H168ZM173 215V213H172ZM21 216V215H20ZM33 216V215H32ZM88 217L90 219H94L96 220V222L98 221V224H95V226L93 227V223L91 221L88 222V226H90L89 228L85 229L84 231H80V227L79 226V222L82 223V221L84 220L85 217ZM157 215V217H159ZM234 216V215H233ZM25 217V216H24ZM29 217V216H28ZM31 217V216H30ZM68 217V216H67ZM69 217V218H71ZM162 217L165 218L164 214L162 215ZM169 217H172L171 215ZM168 217V218H169ZM248 217V216H247ZM11 218V217H10ZM23 218V216H22ZM65 218V217H63ZM167 218V221H169ZM234 218V217H233ZM30 219V218H29ZM133 219V218H132ZM161 221H162V218L160 217ZM166 219V218H165ZM173 219V218H172ZM176 219H179V222L182 221V224L185 222L182 220V218H176ZM188 219V220H187ZM209 219V218H207ZM235 219V218H234ZM15 220V219H14ZM20 220V218H19ZM26 220V219H25ZM60 220V219H59ZM67 220V219H66ZM70 220V219H69ZM68 220V221H69ZM157 220V219H156ZM201 220V221H200ZM236 220V219H235ZM245 220V219H244ZM262 220V219H261ZM18 221V220H17ZM24 221V220H23ZM28 221H31L28 220ZM86 221V220H85ZM93 221V220H92ZM243 221V220H242ZM16 222V220L14 221ZM26 222V221H24ZM70 222V221H69ZM166 222V220L164 221ZM212 222V221H210ZM237 222V220H236ZM4 223V222H2ZM10 223V222H9ZM59 223V222H58ZM137 223V222H136ZM156 223V222H154ZM178 223V222H177ZM6 224V223H5ZM64 224V225H63ZM87 224V223H86ZM153 224V223H152ZM181 224V225H182ZM203 224V225H201ZM239 224V223H238ZM58 224L55 225V226H59ZM64 227H63V226ZM168 225V224H166ZM180 225V224H179ZM240 225V224H239ZM186 226V225H185ZM8 227V226H7ZM120 227V226H119ZM134 227V226H133ZM55 228V227H54ZM100 228V229H99ZM237 229H236V232H237ZM56 230H57V227H56ZM179 230V229H178ZM207 230L210 232L209 236H212L211 239L209 238V240H204L206 242H202L200 241V234L201 232L203 231H206ZM184 231V230H183ZM241 231V232H242ZM256 231L258 233H256ZM227 232V233H228ZM56 233V231H55ZM233 233V231H232ZM239 234V232H238ZM56 235V234H55ZM171 235V234H170ZM54 236V235H53ZM56 236V237H58ZM162 238H158L157 240V244H156V247H161L162 245H166V243H163L161 241L164 240L163 239V236H161ZM220 239H219V238ZM225 237V236H224ZM228 237V236H227ZM241 237V236H239ZM22 239V238H21ZM56 239V238H54ZM140 239V238H138ZM167 239H165V241L167 242ZM202 239V238H201ZM240 239V238H239ZM25 239H23V241H21L22 243L25 242L24 241ZM55 241V240H54ZM57 241V239H56ZM225 241V240H224ZM238 241V240H237ZM20 242V241H19ZM19 242H18V245H19ZM58 242V241H57ZM100 242V241H99ZM110 242H108V245H110ZM167 242V243H168ZM174 242V244H173ZM14 243V242H13ZM168 243V244H169ZM21 244V243H20ZM25 244V243H24ZM67 244V243H66ZM86 244V245H85ZM167 244V245H168ZM173 244V246H172ZM100 245V243L98 244ZM102 245H106L105 242L104 244ZM229 245V244H228ZM11 246H14V245H11ZM17 246V245H16ZM15 246V247H16ZM61 246V245H60ZM65 246V245H64ZM178 246H181L180 249L182 248V250H180L178 248ZM107 247V245H106ZM109 247V246H108ZM223 247V246H222ZM235 247V246H234ZM17 248V247H16ZM14 248V249H16ZM100 249V247H98ZM111 248V247H110ZM109 248V250H111ZM18 249V248H17ZM58 248H56L57 250ZM61 250V247L59 248ZM105 249V252L106 251H109L108 248H103ZM107 249V250H106ZM226 249H227V246H226ZM124 252L127 253L126 249L123 248ZM158 250V249H157ZM231 250V249H230ZM52 251V250H51ZM87 251V250H86ZM101 251V250H100ZM210 251H214L216 252L215 255H212L213 257L211 259H204V254L205 252H210ZM26 252V251H25ZM24 252V253H25ZM32 252V251H31ZM36 252V251H35ZM80 252V251H79ZM89 252V251H88ZM115 252V251H113ZM112 252V253H113ZM19 253H21L19 251ZM34 253V252H33ZM32 253V254H33ZM39 253V251H38ZM86 253V252H85ZM31 254V253H30ZM29 254V255H30ZM38 256L37 253H34V256ZM51 254V253H50ZM91 254V253H90ZM109 254V253H108ZM118 254V253H117ZM43 255V254H42ZM207 255V254H206ZM31 256V255H30ZM45 256V255H44ZM43 256V258H44ZM50 257V255H47ZM52 256V254H51ZM41 257V256H40ZM55 257V256H54ZM158 257H161L160 255H158ZM37 258V257H36ZM118 258V257H117ZM116 258V259H117ZM85 260H82L81 262H77L76 264H110V262H112L111 264H123V260L122 258L119 256V258L115 261H105L103 260L102 258H91L88 254H86ZM261 259V258H260ZM36 260V259H35ZM38 260L40 261V258L38 257ZM47 260H49V258H47ZM46 260V262H48ZM107 260V259H106ZM41 261H42V258H41ZM41 261L39 264H41ZM105 261V262H104ZM43 263L42 264H45L44 262L45 261H42ZM50 262V261H49ZM263 262V261H262ZM54 263V262H52ZM51 263V264H52ZM47 264V263H46ZM50 264V263H49ZM55 264V263H54Z\"/></svg>", "mask_w": 264, "mask_h": 264}]
</instances>
